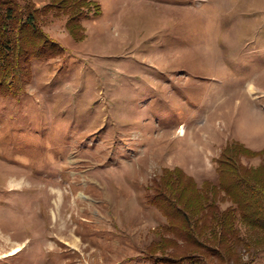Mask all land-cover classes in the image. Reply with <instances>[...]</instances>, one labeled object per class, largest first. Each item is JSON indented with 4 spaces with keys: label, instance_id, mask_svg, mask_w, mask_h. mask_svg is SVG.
Segmentation results:
<instances>
[{
    "label": "rangeland",
    "instance_id": "374dc122",
    "mask_svg": "<svg viewBox=\"0 0 264 264\" xmlns=\"http://www.w3.org/2000/svg\"><path fill=\"white\" fill-rule=\"evenodd\" d=\"M87 1L79 42L40 15L65 53L0 97V264H154L153 242H183L145 201L165 169L217 184L230 142L264 166V0ZM240 229L257 244L235 255L264 264Z\"/></svg>",
    "mask_w": 264,
    "mask_h": 264
},
{
    "label": "trees",
    "instance_id": "16d2710c",
    "mask_svg": "<svg viewBox=\"0 0 264 264\" xmlns=\"http://www.w3.org/2000/svg\"><path fill=\"white\" fill-rule=\"evenodd\" d=\"M45 2L37 8L30 0H0V97L16 95L31 77L33 60L47 61L65 53L45 32L40 15L66 17L69 34L77 42L82 40L79 21L92 12L90 1ZM261 153L238 142L228 143L216 159L217 184L206 181L198 186L180 169H165L147 187L145 201L165 218L160 233L179 236L182 249L170 248L178 241L163 236L148 247L150 255L145 258L154 264H247L235 251L245 247L249 252L257 244L243 243L241 226L264 235V166L251 169L241 164L240 158ZM34 189L43 192L37 188L30 191ZM222 203L229 206L222 210Z\"/></svg>",
    "mask_w": 264,
    "mask_h": 264
},
{
    "label": "bare ground",
    "instance_id": "6f19581e",
    "mask_svg": "<svg viewBox=\"0 0 264 264\" xmlns=\"http://www.w3.org/2000/svg\"><path fill=\"white\" fill-rule=\"evenodd\" d=\"M247 90H248L249 93L253 94L254 93V90H255V87L252 84H249L248 87H247ZM227 103H228V101H227ZM256 113L257 112H254V113L252 112L251 116H254L255 119H258L256 121L258 123L259 121H262V120L259 119V118H256ZM17 252H18V249H17V251L13 250V252H11L9 255H13V254H15Z\"/></svg>",
    "mask_w": 264,
    "mask_h": 264
}]
</instances>
